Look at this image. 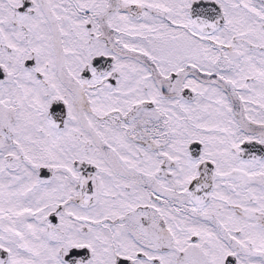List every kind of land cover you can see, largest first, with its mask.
<instances>
[{
  "label": "snow or ice",
  "instance_id": "6c2138e0",
  "mask_svg": "<svg viewBox=\"0 0 264 264\" xmlns=\"http://www.w3.org/2000/svg\"><path fill=\"white\" fill-rule=\"evenodd\" d=\"M0 264H264V0H0Z\"/></svg>",
  "mask_w": 264,
  "mask_h": 264
}]
</instances>
